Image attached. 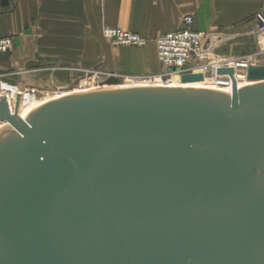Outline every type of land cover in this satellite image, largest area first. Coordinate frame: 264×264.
<instances>
[{"label":"water","instance_id":"95a60500","mask_svg":"<svg viewBox=\"0 0 264 264\" xmlns=\"http://www.w3.org/2000/svg\"><path fill=\"white\" fill-rule=\"evenodd\" d=\"M216 75L0 96V264H264V65Z\"/></svg>","mask_w":264,"mask_h":264},{"label":"crops","instance_id":"0c3cea01","mask_svg":"<svg viewBox=\"0 0 264 264\" xmlns=\"http://www.w3.org/2000/svg\"><path fill=\"white\" fill-rule=\"evenodd\" d=\"M7 1L6 6L0 4V38L11 37L13 48L0 54V78L17 80L20 86L31 84L27 72L43 66L64 78L63 74L105 62L108 68L152 72L151 67L158 65L153 40L180 29L185 17H192L193 29L219 36L214 54L222 50L235 59L264 52V33H254V15L263 0ZM105 28L134 32L148 42L143 48L113 47L101 36ZM250 41L256 45L254 51L249 49ZM31 54L21 72L18 60Z\"/></svg>","mask_w":264,"mask_h":264},{"label":"built area","instance_id":"2783aa9c","mask_svg":"<svg viewBox=\"0 0 264 264\" xmlns=\"http://www.w3.org/2000/svg\"><path fill=\"white\" fill-rule=\"evenodd\" d=\"M254 33L259 35L264 33V0L261 9L254 15ZM101 36L107 44L111 46H127L132 48H143L147 40L139 34L120 29L105 28ZM209 44L206 46V44ZM157 59L162 67L163 73L157 75V83L169 84L173 75L201 74L203 78L211 80L212 84L220 87H229L231 81L228 76L216 75V69L233 68L234 77L237 80H245L246 70L252 63L253 55L225 59L221 55H216L213 51L218 47L220 38L217 35L208 34L193 29L192 17H185L180 29L165 33L154 40ZM13 40L11 37L0 38V54H7L12 51ZM4 85V84H3ZM1 84L0 96L7 99L10 110L13 109L17 94L30 93L28 90L20 89L19 86L8 85L14 89L3 90ZM6 85V84H5ZM32 92V91H31Z\"/></svg>","mask_w":264,"mask_h":264},{"label":"rangeland","instance_id":"374dc122","mask_svg":"<svg viewBox=\"0 0 264 264\" xmlns=\"http://www.w3.org/2000/svg\"><path fill=\"white\" fill-rule=\"evenodd\" d=\"M261 43L262 44L264 43V35L261 38ZM248 44L250 45L249 47L250 51H254V49H256V45L254 46L255 43L253 41H250ZM113 47H116V46H113ZM124 47L128 49L132 48V47H127V46H124ZM132 49H136V48H132ZM257 51H261V48L258 47ZM155 54H156V48H155ZM239 54H242V53H239ZM216 55H221L225 59L232 58L231 56H229L227 53L223 52L222 50L218 51V54ZM243 55H239V56H243ZM155 56H156V61L158 65L155 66V68L151 67L152 72H143L137 69V67L133 71H129V72L123 71L118 68H113V67L108 68L105 62L104 64L99 65L98 67L89 68V69L87 68L86 70L82 69L80 71L78 70V71L70 72L69 75L63 74L66 77L64 78L63 76H58L61 74L54 73L51 67L43 66L34 73L27 72L29 81H31L30 85L20 86L17 80H4L3 78L2 79L0 78V89H1V84L2 85L6 84V86H2L3 89L11 90L12 92H14V89L9 87L8 85H12V86L17 85L19 86L20 89H23V90L25 89L30 92V93H26L25 95H28L29 97L34 98V99L35 98L39 99V98L45 97L47 94L49 95L50 93L56 92L54 91L55 89L57 90L60 89L63 91L65 89L67 90L70 87H72L76 81H78V85L75 86L74 89L80 86V84L83 82L85 83L86 86L88 87L92 86L94 88H99V87L100 88H103V87H109V88L122 87L123 88L127 83L132 84V83H139V82H156L155 80H159V78H157L156 75H160L161 73H163V70H161L159 67L157 54ZM252 57H253L252 63H255L256 65H264V52L253 55ZM12 73H14V71H12ZM195 83L204 84L203 79L202 81L195 82ZM191 84H194V83L192 82Z\"/></svg>","mask_w":264,"mask_h":264},{"label":"bare ground","instance_id":"6f19581e","mask_svg":"<svg viewBox=\"0 0 264 264\" xmlns=\"http://www.w3.org/2000/svg\"><path fill=\"white\" fill-rule=\"evenodd\" d=\"M158 78V76H157ZM154 80V79H153ZM202 81V80H200ZM197 81V82H200ZM241 81V82H240ZM203 82L204 84H200V83H195L191 84L190 83H182L181 82V76L180 75H172V81L169 84H162V83H157V82H139V83H127L123 88L126 87H178V88H195V89H219V90H226V91H230L231 89L229 87H220V86H216L214 84H212L211 80L208 78H203ZM187 84V85H186ZM189 84V85H188ZM242 84H248L245 80H237V85L240 86ZM109 87H103V88H94V87H88L85 85V83H81L80 86H78L77 88H69V89H65L63 90H57L55 89L54 93H50L49 95L47 94L45 97L43 98H31L28 95H25L26 93H22V98L20 101V105H19V109H18V115H20L21 113H23L24 111L42 105L45 102L54 100V99H58L60 97H65V96H69V95H75V94H79V93H84V92H89V91H94L96 89H107ZM118 88V87H115ZM122 88V87H120ZM3 89V87H2ZM3 90H7V89H3ZM18 95V94H17ZM27 97V98H26ZM3 123H0V125Z\"/></svg>","mask_w":264,"mask_h":264}]
</instances>
